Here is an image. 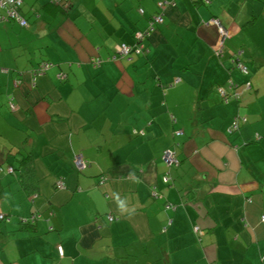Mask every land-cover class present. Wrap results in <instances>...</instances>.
<instances>
[{
	"label": "crops",
	"instance_id": "obj_1",
	"mask_svg": "<svg viewBox=\"0 0 264 264\" xmlns=\"http://www.w3.org/2000/svg\"><path fill=\"white\" fill-rule=\"evenodd\" d=\"M61 1L0 22V264H264V0Z\"/></svg>",
	"mask_w": 264,
	"mask_h": 264
},
{
	"label": "built area",
	"instance_id": "obj_2",
	"mask_svg": "<svg viewBox=\"0 0 264 264\" xmlns=\"http://www.w3.org/2000/svg\"><path fill=\"white\" fill-rule=\"evenodd\" d=\"M50 1L55 2V3L61 2L62 5L66 8V2H62L60 0H50ZM21 5H22V0H0V22L14 21L20 27H23V28L27 27L28 26L27 20L23 16H21L19 13V7ZM138 11L140 14H143L142 9H139ZM162 21H163V18H162L161 14H154V15L150 16L148 19L147 29L144 31H138L134 35L135 40H136L135 44H132V45H129L126 43L117 44L115 46V51H114V55L112 56V58L114 60L118 59V58L131 59L132 55L142 53L144 51V46H143L142 40L144 39V37L149 35V33L153 30V28L156 24H160V23H162ZM210 21H212L213 23H215L217 25L218 30L220 31L222 37H225L226 36L225 29L220 24V22L217 19H211ZM50 66H51V63H49V62H41L39 64V66L34 70V73L35 74H41V73L45 72ZM236 66L243 74L248 73L247 68L240 61L237 60ZM58 78L60 80H62L65 78V75L60 73V74H58ZM217 92L220 95L222 102L227 103L228 102V96H229L228 93L221 87L217 88ZM10 108L13 110L14 106L12 104H10ZM245 122H246L245 117H241V116L234 117L231 124L227 128V132L230 134V133L238 130L240 125L244 124ZM174 134L176 136H179L182 134V132L178 130V131H175ZM255 139L259 140L260 136L255 134ZM162 158L168 167H173V166H176L178 164V159L176 158L175 153L171 149L165 150L163 152ZM73 165H74V168L76 170L80 171V170L86 168V166L88 164L83 159V157L80 154H78V155L74 156V158H73ZM3 172L11 174V173H13V168L11 166H8L6 168H3L0 166V173H3ZM163 181L165 183L169 181V177L167 174L163 176ZM55 188L56 189H63L64 188V180L62 178H59L56 181ZM153 195H155V192L153 193ZM35 196L36 195H34L33 197H35ZM170 207H171V205H167V208H170ZM107 219H108V221H112V220H114V217L112 215H108ZM7 220H8V217L0 211V221H7ZM260 222L262 224H264V215L260 216ZM193 230L195 233H197L199 235L202 234V231L198 225H195L193 227ZM57 249H58V254L60 256H62V254H63L62 248L60 246H58Z\"/></svg>",
	"mask_w": 264,
	"mask_h": 264
},
{
	"label": "trees",
	"instance_id": "obj_3",
	"mask_svg": "<svg viewBox=\"0 0 264 264\" xmlns=\"http://www.w3.org/2000/svg\"><path fill=\"white\" fill-rule=\"evenodd\" d=\"M61 1V0H60ZM55 3V2H53ZM60 3V2H58ZM56 3V4H58ZM21 7L22 5L19 7V13L21 16H23L21 14ZM57 8V7H56ZM61 11L63 12H66L67 11V7L65 8L63 5H61ZM262 16L264 17V7H263V10H262ZM24 17V16H23ZM25 18V17H24ZM41 62H45V61H41ZM40 62V63H41ZM39 63V64H40ZM38 64V66H39ZM37 66V67H38ZM36 67V68H37ZM240 128V127H239ZM239 130V129H238ZM237 131V130H236ZM176 156V155H175ZM30 159H31V155L30 154H26V155H22V158L19 159V160H16L17 163H18V168L19 167H23V181L21 180L20 182L22 183V187L29 193H32L35 189V186L31 184V179H33V176H32V169L31 167L29 166L30 164ZM2 167V166H1ZM8 167V166H7ZM13 168V166H11ZM30 167V168H29ZM4 168V167H3ZM6 168V167H5ZM16 168V169H18ZM15 169L13 168V173H14ZM4 173V172H3Z\"/></svg>",
	"mask_w": 264,
	"mask_h": 264
}]
</instances>
